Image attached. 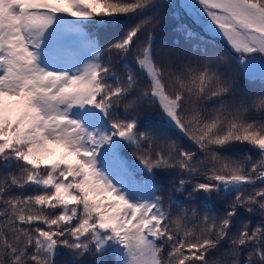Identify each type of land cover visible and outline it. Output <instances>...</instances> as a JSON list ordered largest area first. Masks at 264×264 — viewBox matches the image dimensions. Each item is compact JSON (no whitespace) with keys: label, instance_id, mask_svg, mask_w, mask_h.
<instances>
[{"label":"snow or ice","instance_id":"obj_1","mask_svg":"<svg viewBox=\"0 0 264 264\" xmlns=\"http://www.w3.org/2000/svg\"><path fill=\"white\" fill-rule=\"evenodd\" d=\"M0 264H264V0H0Z\"/></svg>","mask_w":264,"mask_h":264},{"label":"trees","instance_id":"obj_2","mask_svg":"<svg viewBox=\"0 0 264 264\" xmlns=\"http://www.w3.org/2000/svg\"><path fill=\"white\" fill-rule=\"evenodd\" d=\"M256 86L258 87V85H256ZM60 151H61L60 149H58L57 151H55L57 157L59 156Z\"/></svg>","mask_w":264,"mask_h":264},{"label":"rangeland","instance_id":"obj_3","mask_svg":"<svg viewBox=\"0 0 264 264\" xmlns=\"http://www.w3.org/2000/svg\"><path fill=\"white\" fill-rule=\"evenodd\" d=\"M55 147V146H54ZM58 148H56L55 150H57Z\"/></svg>","mask_w":264,"mask_h":264}]
</instances>
